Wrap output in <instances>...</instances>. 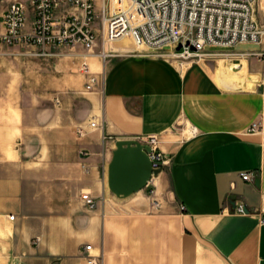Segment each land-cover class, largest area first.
I'll return each mask as SVG.
<instances>
[{
  "label": "crops",
  "instance_id": "1",
  "mask_svg": "<svg viewBox=\"0 0 264 264\" xmlns=\"http://www.w3.org/2000/svg\"><path fill=\"white\" fill-rule=\"evenodd\" d=\"M16 1L29 4L5 0L0 21ZM256 19L264 30V0ZM66 49L24 61V71L0 54V264H89L88 255L103 264H264V137L248 132L264 121V59L180 63L145 55L130 36L106 46L116 53L106 65L96 54L59 59ZM84 61L97 91L85 90ZM152 136L162 173L116 198L107 185L116 142Z\"/></svg>",
  "mask_w": 264,
  "mask_h": 264
},
{
  "label": "built area",
  "instance_id": "2",
  "mask_svg": "<svg viewBox=\"0 0 264 264\" xmlns=\"http://www.w3.org/2000/svg\"><path fill=\"white\" fill-rule=\"evenodd\" d=\"M4 1L0 0V6ZM128 1L126 9L111 11V14H107L104 3L99 27L96 0H29L28 5L12 2L1 16L0 47L27 49L26 53L36 58L55 57L60 48L72 52L82 47L88 54H94L100 37L102 47L96 55L106 65L116 54L106 46L130 36L138 48L148 50L145 55L180 63L222 57L237 67L242 60L264 59V30L256 19L258 0ZM243 45L262 46V49L236 51ZM179 46L182 48L177 51ZM167 47H171L172 52H162ZM81 71L87 75L86 92L99 88L100 78L90 72L86 61ZM90 126L96 128L97 123L92 122ZM248 132L264 137V121L253 122ZM78 134L83 136L82 131ZM136 140L151 148L148 155L153 167L163 169L166 162L159 152L158 139L152 136ZM240 178L244 182L254 181L251 173L240 174ZM83 199L90 208L96 207L89 196ZM236 213L247 214L245 206L240 205ZM260 223L264 225V216ZM39 242L35 240V244ZM91 250L92 246L84 249L86 253ZM87 260L89 264H103L101 256L88 255Z\"/></svg>",
  "mask_w": 264,
  "mask_h": 264
},
{
  "label": "water",
  "instance_id": "3",
  "mask_svg": "<svg viewBox=\"0 0 264 264\" xmlns=\"http://www.w3.org/2000/svg\"><path fill=\"white\" fill-rule=\"evenodd\" d=\"M181 48L179 46L177 51ZM115 147L108 165L107 185L116 198L125 200L147 188L162 169L153 167L148 155L151 148L137 140H119Z\"/></svg>",
  "mask_w": 264,
  "mask_h": 264
},
{
  "label": "rangeland",
  "instance_id": "4",
  "mask_svg": "<svg viewBox=\"0 0 264 264\" xmlns=\"http://www.w3.org/2000/svg\"><path fill=\"white\" fill-rule=\"evenodd\" d=\"M103 0H99V6H96V14L97 16L99 17L98 20H97V27H99L100 25V17L103 13V8L100 6L101 3H102ZM112 2L109 3V0H105V6L107 5V14H111V10H113L115 12V9L117 10H120L122 9L128 0H111ZM101 2V3H100ZM102 47V39L99 37V40H98V46L96 47L95 49V52L94 54H97V52H99V50L101 49ZM26 52H28L27 49H19V48H8V47H4V46H1L0 47V54H2L6 59H8L9 61L11 62H14V64L16 65V68L20 71H24L25 68L23 67V63L24 61L28 62V61H32L34 59H50V58H55V57H49V58H36V57H33V56H30L28 55ZM162 52L164 53H170L172 52V48L171 47H167L165 48ZM58 53V52H57ZM56 53V54H57ZM63 55L62 56H57L59 59H64L66 58L67 56H70V57H76V56H80V55H83V54H88L82 47H77L75 51H70L68 48L64 51V52H61ZM59 54V53H58ZM14 65V66H15ZM99 90V88H97L95 91ZM59 101V100H58ZM56 100V102H58ZM152 190V188H151ZM150 195V193H149Z\"/></svg>",
  "mask_w": 264,
  "mask_h": 264
}]
</instances>
